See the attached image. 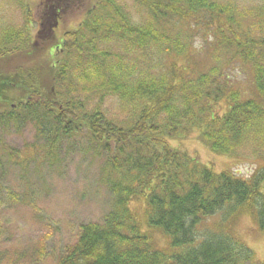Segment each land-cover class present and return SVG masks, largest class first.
<instances>
[{
  "label": "trees",
  "instance_id": "obj_1",
  "mask_svg": "<svg viewBox=\"0 0 264 264\" xmlns=\"http://www.w3.org/2000/svg\"><path fill=\"white\" fill-rule=\"evenodd\" d=\"M77 2L44 0L38 41L27 23L0 31V132L29 127L54 157L85 140L110 196L55 264H264L235 233L247 218L264 235V0H92L52 37ZM2 135L7 164L39 151ZM189 140L223 161L250 150L261 169H217Z\"/></svg>",
  "mask_w": 264,
  "mask_h": 264
},
{
  "label": "rangeland",
  "instance_id": "obj_2",
  "mask_svg": "<svg viewBox=\"0 0 264 264\" xmlns=\"http://www.w3.org/2000/svg\"><path fill=\"white\" fill-rule=\"evenodd\" d=\"M89 1L92 0H78L71 6L75 13L65 16L51 36L60 41L63 28L70 23L76 26L91 4ZM43 2L0 0V31L6 27L20 28L27 23L33 42L38 41ZM193 43L196 47L203 44L199 38ZM2 65L0 61V73L5 72ZM232 77L243 94L253 92L251 78L238 70ZM6 129L0 135L3 134L7 146L21 152L29 147L39 151L34 159L26 160L24 168L7 164L0 152V264H55L64 247L76 240L79 226L99 222L109 209L110 196L101 180V160L90 153L85 140L80 138L60 141L52 151L54 157L45 153V143L35 140L29 127L18 132ZM183 146L189 153L198 152L201 160L214 162L217 169L227 166L244 179L258 173L262 166L256 160L258 155H252L250 150L223 161L220 156H211V152L194 140L184 142ZM235 233L247 242L241 241L253 252L254 258L264 262V235L254 230V224L247 218L241 219Z\"/></svg>",
  "mask_w": 264,
  "mask_h": 264
},
{
  "label": "flooded vegetation",
  "instance_id": "obj_3",
  "mask_svg": "<svg viewBox=\"0 0 264 264\" xmlns=\"http://www.w3.org/2000/svg\"><path fill=\"white\" fill-rule=\"evenodd\" d=\"M41 27V26H40Z\"/></svg>",
  "mask_w": 264,
  "mask_h": 264
}]
</instances>
